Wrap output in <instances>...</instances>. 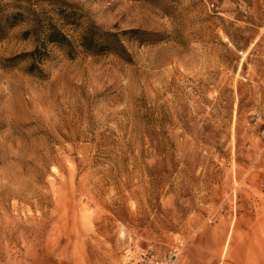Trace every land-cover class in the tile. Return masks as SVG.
<instances>
[{
	"label": "rangeland",
	"instance_id": "rangeland-1",
	"mask_svg": "<svg viewBox=\"0 0 264 264\" xmlns=\"http://www.w3.org/2000/svg\"><path fill=\"white\" fill-rule=\"evenodd\" d=\"M62 1L0 0V264L177 243L182 264L221 238L264 264V0ZM34 12L72 47L38 43ZM90 24L129 60L86 51Z\"/></svg>",
	"mask_w": 264,
	"mask_h": 264
},
{
	"label": "trees",
	"instance_id": "trees-1",
	"mask_svg": "<svg viewBox=\"0 0 264 264\" xmlns=\"http://www.w3.org/2000/svg\"><path fill=\"white\" fill-rule=\"evenodd\" d=\"M60 2H64L59 0ZM36 18L33 20V30L36 32L37 42L43 44H55L59 46L72 47V43L68 38V35L63 32L58 23L53 22V19H41V17L34 12ZM27 35V33H26ZM81 46L88 52H98L102 47L107 48L109 52L117 54L119 57L125 60H129L130 54L124 46L120 35L113 32H104L97 25L90 24L84 30L81 36ZM106 50V49H105ZM40 50H36L29 54L34 56L39 53Z\"/></svg>",
	"mask_w": 264,
	"mask_h": 264
},
{
	"label": "crops",
	"instance_id": "crops-1",
	"mask_svg": "<svg viewBox=\"0 0 264 264\" xmlns=\"http://www.w3.org/2000/svg\"><path fill=\"white\" fill-rule=\"evenodd\" d=\"M252 52L250 51L249 56H251ZM262 73L264 75V70ZM234 227L235 225L233 221L231 228H229V231H227L231 233L232 230L234 231ZM221 244L222 238L219 243H216V247L213 249H210L208 244L204 242L193 243L186 251L182 264H226L225 261L223 262V256L225 253L224 250L222 252ZM227 245L228 242H225L224 245L222 244L223 249H226ZM244 246H247L246 248L250 251L253 249V245L251 243H245ZM251 256L252 254L249 252L247 258L239 259L240 262L238 264H255V260Z\"/></svg>",
	"mask_w": 264,
	"mask_h": 264
},
{
	"label": "built area",
	"instance_id": "built-area-1",
	"mask_svg": "<svg viewBox=\"0 0 264 264\" xmlns=\"http://www.w3.org/2000/svg\"><path fill=\"white\" fill-rule=\"evenodd\" d=\"M183 245L175 244L165 254H157L153 249L147 251H131L127 255V264H179Z\"/></svg>",
	"mask_w": 264,
	"mask_h": 264
}]
</instances>
